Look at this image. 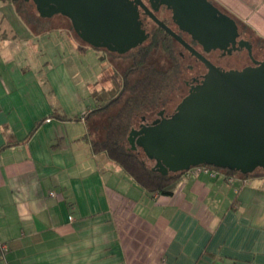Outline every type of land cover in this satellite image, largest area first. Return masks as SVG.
I'll return each mask as SVG.
<instances>
[{"label":"crops","instance_id":"obj_1","mask_svg":"<svg viewBox=\"0 0 264 264\" xmlns=\"http://www.w3.org/2000/svg\"><path fill=\"white\" fill-rule=\"evenodd\" d=\"M0 1V264H264V174L193 168L172 194L147 191L93 148L94 91L111 86L87 99L45 48L54 21ZM214 1L264 41V0Z\"/></svg>","mask_w":264,"mask_h":264},{"label":"flooded vegetation","instance_id":"obj_2","mask_svg":"<svg viewBox=\"0 0 264 264\" xmlns=\"http://www.w3.org/2000/svg\"><path fill=\"white\" fill-rule=\"evenodd\" d=\"M14 1L44 17L37 7L40 0ZM43 1L47 3L48 11L51 5L61 9L44 18L59 16L67 22L72 33L84 46L96 50L103 61L116 65L113 74L117 76L120 73L123 84L126 78L130 80L132 76L133 81L136 80L147 69H154L164 79L166 89L159 95L158 104L134 121L127 136L134 140L133 143L129 142V147L144 154V161L150 163L152 169L158 167L157 161L149 158L136 143L146 129L164 124V121L176 117L188 105L195 106L198 99L206 100L211 88L218 93L216 81L222 84L220 88L230 93L234 87L229 81L246 86L253 80L252 74L255 71L264 70V42L254 41L250 32L237 21L236 34L227 36L223 29V25H226L225 17H233L214 0ZM85 37L96 45L90 44ZM154 53H159L162 59L153 60ZM125 60L128 63L121 73L118 66H123L122 61ZM142 64L143 71L135 68L130 70L132 66ZM122 88L123 85L119 89ZM175 89L176 92L172 94ZM215 97L220 100V90ZM246 133L252 138L263 134L256 127L249 131L246 129ZM246 133L238 131L237 136L243 137ZM235 148L233 144L226 146L224 143L206 146L203 151L212 154L211 162L205 160L197 166H208L217 172L234 175L264 174V149L261 141L256 142L252 149L238 146L239 152L236 154L233 153ZM249 153H252V158H249ZM251 166L252 170H245V167ZM182 172L169 171L168 174Z\"/></svg>","mask_w":264,"mask_h":264},{"label":"water","instance_id":"obj_3","mask_svg":"<svg viewBox=\"0 0 264 264\" xmlns=\"http://www.w3.org/2000/svg\"><path fill=\"white\" fill-rule=\"evenodd\" d=\"M51 6L48 11L47 3L40 0L37 4L40 15L50 17L61 11L60 8ZM225 18L226 25H223V29L227 36H234L238 29L237 22L229 16ZM85 39L90 44H95L91 39L86 37ZM255 72L249 85L241 86L229 81L234 87L230 93L220 88L222 84L216 81L218 93L219 90L221 92L220 100L215 97V94H218L215 93L216 89L211 88L212 91L207 93V101L195 100L197 101L195 106L188 105L176 117L164 121V124L146 129L136 143L143 148L149 158L157 161L158 167L153 169L168 174L169 171H187L205 160L211 162L212 154H208L207 150L203 151V148L213 147L216 143H224L226 146L233 144L236 147L233 151L235 154L239 152L238 146L252 149L259 141L264 149V70ZM255 127L263 134L252 138L246 133V129L249 131ZM238 131L247 135L239 137ZM223 138H226V141H223ZM242 140L245 141L241 142ZM128 141L134 142L131 138ZM194 154L197 156L193 158ZM248 156L253 157L252 153ZM230 159H233L232 156ZM252 168L253 166L245 167V170L249 171Z\"/></svg>","mask_w":264,"mask_h":264},{"label":"trees","instance_id":"obj_4","mask_svg":"<svg viewBox=\"0 0 264 264\" xmlns=\"http://www.w3.org/2000/svg\"><path fill=\"white\" fill-rule=\"evenodd\" d=\"M18 8L28 20L33 21L34 16L26 8L22 5ZM133 68L143 71L144 65H134L130 70L133 71ZM160 77L154 69H147L133 82L126 78L124 84L121 80V85L113 83V87L94 91L96 107L89 113V118L106 115L105 124L102 127L96 125L95 131H91L95 152H105L147 191L170 195L180 174H163L153 170L144 161V154L129 147L127 138L134 121L158 104L159 95L166 89V83ZM122 85L124 88L119 89Z\"/></svg>","mask_w":264,"mask_h":264},{"label":"rangeland","instance_id":"obj_5","mask_svg":"<svg viewBox=\"0 0 264 264\" xmlns=\"http://www.w3.org/2000/svg\"><path fill=\"white\" fill-rule=\"evenodd\" d=\"M0 4L3 5V6L0 5V12L2 11L3 13L8 8V7H4V5H7V4L2 3L1 1H0ZM33 13H34L33 15H36V11H34ZM11 19H15V17L11 15ZM45 19L44 17H42L41 20L46 21ZM50 20H53L54 22L50 24L49 32L51 33V37L49 38L54 39L55 37L56 43H55V48H52L51 46L52 42L51 43L45 42V48L46 50L48 49L50 53L54 52L57 58L62 56L68 61V63L71 65L70 67L73 73V80L76 84L79 85L80 90L82 91L84 95L87 96V99L90 98V93H89L90 89L87 90V87H90L93 90L94 89L97 90V89H100L102 86L113 87L114 86L113 83H116V85L117 84L121 85V76H119L120 73H117V76L113 74L114 72L113 69L116 68V65H112L111 63H108L106 61H104V64L100 63L99 61L96 60V58H93L91 56L93 55L92 53H88V54H85V52L80 53L79 50L73 45V43H71L66 38H64L65 42L58 41L59 37L60 38L67 37L68 33L66 31H62L63 26H59L57 23V21H61L62 18H60L59 16H56L54 18H51ZM251 37L254 41H259L255 36L251 35ZM152 56H153L152 58L153 60L160 61L159 59H162L160 58L159 53H154ZM122 62H123L122 63L123 66L121 67L118 66V70H120L121 73L124 72L127 66V63H128L126 60ZM102 68H105V69H102ZM110 78H111V81H110ZM133 79L134 77L132 76L130 78V81L132 82ZM176 90L177 89H175L171 93L172 94L175 93ZM92 102L94 101L92 100ZM93 120L94 121L92 122V125H93V130L95 131L96 125L102 127L103 123L105 124L106 115L95 116ZM128 145L130 146V143H128ZM148 165L151 166L150 163H148Z\"/></svg>","mask_w":264,"mask_h":264},{"label":"built area","instance_id":"obj_6","mask_svg":"<svg viewBox=\"0 0 264 264\" xmlns=\"http://www.w3.org/2000/svg\"><path fill=\"white\" fill-rule=\"evenodd\" d=\"M195 171L199 172V171H205V172H209L212 175H216L218 172L216 170L211 169L208 166H197L195 167ZM231 180V179H230ZM52 195H54V192H51ZM8 251V245L6 243H0V258L3 260H7L6 258V254ZM8 264V263H6Z\"/></svg>","mask_w":264,"mask_h":264}]
</instances>
